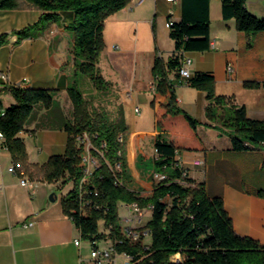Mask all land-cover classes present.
<instances>
[{"label": "crops", "instance_id": "obj_1", "mask_svg": "<svg viewBox=\"0 0 264 264\" xmlns=\"http://www.w3.org/2000/svg\"><path fill=\"white\" fill-rule=\"evenodd\" d=\"M210 4L212 48L186 52L192 59L191 73L213 74L217 94L234 96L246 106L249 117L264 120V85H245L248 81L264 82V31L255 34L249 44L235 19L223 17L222 0H211ZM247 7L264 16V0H247ZM41 13L35 7L0 9V34H9L0 47L4 76L0 74V101L5 107L16 102L11 88L20 84L58 88L56 99L64 109L70 107L67 88L75 79V61L69 26L74 12L64 10L41 35L19 39L15 31L34 24ZM181 17V1L131 0L105 20V47L99 67L103 76L114 82L110 112L118 117L121 111L127 125L123 134L126 179L133 189L153 188L159 134L185 145H198L200 141L201 149L179 151L181 166L195 182H204L211 195L223 198L238 234L264 245V196L260 194L264 190V144L253 150H234L229 135L214 128L206 115V91L186 83L175 85L177 102L199 121L198 135L157 127L152 101L163 102L166 97L156 89L154 65L157 57L167 63L173 56L175 42L167 22ZM177 74L172 69L168 72L173 81ZM47 111L40 107L33 121L18 134L24 138L30 163L43 165L67 149L69 134L64 122L45 121ZM196 158L204 159L205 165L193 164ZM25 177L26 185L15 171L4 137L0 138V264H79L81 252L85 256V239L80 249L74 242L79 229L62 204L70 191L64 187L69 184H63L62 178L49 181L30 172ZM30 220L34 225L24 224Z\"/></svg>", "mask_w": 264, "mask_h": 264}, {"label": "trees", "instance_id": "obj_2", "mask_svg": "<svg viewBox=\"0 0 264 264\" xmlns=\"http://www.w3.org/2000/svg\"><path fill=\"white\" fill-rule=\"evenodd\" d=\"M130 1L0 0V9L35 7L42 11L34 24L15 31L19 39L41 35L51 23L59 19L64 10L74 12V21L69 29L74 36L75 79L67 88L71 104L67 107L68 118L64 122L69 134L66 152L51 156L43 165L29 162L24 138L18 134L33 121L40 107L50 112L60 90L12 86L11 92L16 102L5 107L0 101V132L12 153L15 171L19 175L22 171L30 172L37 178L49 181L62 178L63 184H74L63 197L62 204L65 213L72 216L82 235L91 240L104 239L107 232L101 230L99 220L103 218L106 228L113 225L110 226V238L117 241V247L147 254L143 264H264V245L251 236L238 234L223 198L211 195L204 182L198 183L184 176L186 169L177 164V152L182 149H201L200 141L198 145H185L159 134L155 141V171L165 174L166 178L156 181L151 190L140 191L129 186L124 144L123 140H119L120 136L123 139L127 129L123 114L120 111L116 117L105 108H92L87 92L79 85L78 77L80 74L87 75L97 95L111 94L114 82L107 80L99 67L105 47V20L126 7ZM210 2L181 0L182 17L178 21L173 20L170 25L175 52L167 63L161 57L156 58V89L166 97L163 102L152 101L157 127L162 131L198 135L199 121L177 102L175 85L177 82L186 83L206 91V115L214 128L229 135L233 149L253 150L264 144V120L249 117L246 106L239 104L234 96L217 94L213 74L196 72L182 79L179 73L183 51L205 52L212 48ZM222 14L225 19H235L237 29L247 34L249 44L255 34L264 31V16L251 12L247 0H222ZM8 37V33L0 34V47L8 41ZM171 69L178 73L175 81L168 75ZM261 84L264 85V82L245 83L248 87ZM47 116L44 120L48 122ZM83 132H88V138L95 146V154L99 157V166L83 187L87 188V195H94V188L89 187L98 188L99 195L95 200L102 205L100 208L93 206L87 212L73 211L78 208L77 185L82 179L81 149L76 136ZM118 163L121 164V170H117ZM260 194L264 196V190ZM119 202H137L152 211V217L146 224L149 235H152V243H147L148 246L140 243L134 245V241L125 237L120 229ZM178 253L181 259H172Z\"/></svg>", "mask_w": 264, "mask_h": 264}, {"label": "built area", "instance_id": "obj_3", "mask_svg": "<svg viewBox=\"0 0 264 264\" xmlns=\"http://www.w3.org/2000/svg\"><path fill=\"white\" fill-rule=\"evenodd\" d=\"M171 2H179L181 0H168ZM173 23V20L170 19L167 22V26L170 27V25ZM182 64L179 70L180 76L184 79L189 78L192 76L191 70L189 68V64L191 63L192 59L190 56L187 55L185 51L182 52V58H181ZM232 69V67H230ZM1 77L4 79L3 71L0 69ZM19 86H22L20 84ZM137 111L140 112V107L137 108ZM22 130L21 132H23ZM0 138H2V135H0ZM77 143L81 149L80 157L83 156H90V167H81L82 169V176L85 174H93L95 169L99 166V157L97 154H95V146L93 144L88 143V132L79 133L76 136ZM119 140L122 141L121 136L119 137ZM104 155V154H100ZM177 158V164L181 166L182 158L179 155V152H177L176 155ZM193 164L197 166H204L205 161L202 158H196L193 160ZM80 166H81V160H80ZM183 167V166H182ZM117 170H121V164H117ZM26 173L24 171L21 172V182L22 184H27V179L25 177ZM184 176H189L188 171H184ZM152 177L156 181H160L166 178V175L160 172H153ZM81 179V178H80ZM183 183L187 184L186 181H182ZM118 183H121L120 180H118ZM191 185H195V183H192ZM94 188V195H87V188H80V180L77 185V195H76V203L78 204V208H74L73 211L79 210L80 212H87L91 207L95 206L97 208L102 207L101 204L97 203L95 200V197L99 195V190L96 187H89ZM124 206L127 209V215L124 217V222L128 221L131 224L124 226L123 220L121 218L120 220V229L122 231L126 232L127 239H134V245L137 243L142 244L143 246L147 245L145 241V237L149 235V228L146 224L143 223L144 214L146 211H149L150 208H143L141 207L137 202H131V203H125ZM70 216V215H69ZM72 218V216H70ZM27 226L34 225V221L30 220L28 222L24 223ZM110 226L109 225L106 230V236L102 240V245L100 240H91V252L88 256H83L82 252L79 259V264H143L145 261V258L147 254L143 251H137L133 252L130 251L127 248L123 247H117V245H114L112 241H110ZM79 229V235L75 238V244L81 249L84 236L82 235V231ZM148 246V245H147ZM146 246V247H147ZM180 254V253H179ZM181 259V258H180ZM176 259V260H180Z\"/></svg>", "mask_w": 264, "mask_h": 264}, {"label": "rangeland", "instance_id": "obj_4", "mask_svg": "<svg viewBox=\"0 0 264 264\" xmlns=\"http://www.w3.org/2000/svg\"><path fill=\"white\" fill-rule=\"evenodd\" d=\"M104 61H105V57H102L101 59V63L102 66H104ZM78 82L80 87L85 90L87 92V97L90 100L91 103V107L92 108H102V109H107V111L110 112V109H112V102L114 101V95H97L95 94V92H93L95 89V87L93 86L92 81L90 80V78L87 75H83L80 74L78 77ZM109 96V97H108ZM61 100L55 99L53 106L49 109V115H48V119L53 123V124H57L59 122H65L68 118V111L69 109H64L62 104L60 103ZM109 109V110H108ZM130 177V175H129ZM74 184L69 183V185H65L64 190L69 191ZM125 203H120L118 205V212L120 214V217L123 220V224L124 226L126 225H130V222H124V217L127 215V209L124 206ZM152 217V211H146L144 214V219H143V223L142 224H147L148 220L151 219ZM120 218V220H121ZM100 227L102 231L107 230V228L105 227V219L100 218ZM89 237L84 238L85 242H84V246H85V256H88L91 252V244L90 241L88 239ZM145 241L146 243L150 244L152 243V235H147L145 237ZM101 245H102V240H100ZM104 243V242H103ZM181 255L178 253L176 255H174L172 257V259L176 260V259H180Z\"/></svg>", "mask_w": 264, "mask_h": 264}, {"label": "bare ground", "instance_id": "obj_5", "mask_svg": "<svg viewBox=\"0 0 264 264\" xmlns=\"http://www.w3.org/2000/svg\"><path fill=\"white\" fill-rule=\"evenodd\" d=\"M0 135H2V137H4L3 136V134L0 132ZM88 143L89 144H92L91 143V141L89 140V138H88ZM102 154V153H101ZM82 163H81V165H82V167H90V156H83L82 157ZM92 174H85V175H83V177H82V179H81V181H80V188H84L83 187V185H84V183L86 184L87 183V180H88V178L91 176ZM124 232V231H123ZM124 235H125V237H126V232H124ZM132 241H134V239H131ZM110 241H112L113 243H114V245H116V242L117 241H114V240H112L111 238H110Z\"/></svg>", "mask_w": 264, "mask_h": 264}, {"label": "water", "instance_id": "obj_6", "mask_svg": "<svg viewBox=\"0 0 264 264\" xmlns=\"http://www.w3.org/2000/svg\"><path fill=\"white\" fill-rule=\"evenodd\" d=\"M50 197H51V199H53V194Z\"/></svg>", "mask_w": 264, "mask_h": 264}]
</instances>
